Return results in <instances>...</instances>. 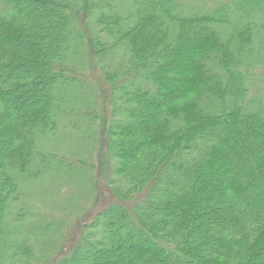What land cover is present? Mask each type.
I'll return each mask as SVG.
<instances>
[{
    "label": "trees",
    "instance_id": "16d2710c",
    "mask_svg": "<svg viewBox=\"0 0 264 264\" xmlns=\"http://www.w3.org/2000/svg\"><path fill=\"white\" fill-rule=\"evenodd\" d=\"M263 82L264 0H0V264H264Z\"/></svg>",
    "mask_w": 264,
    "mask_h": 264
},
{
    "label": "rangeland",
    "instance_id": "374dc122",
    "mask_svg": "<svg viewBox=\"0 0 264 264\" xmlns=\"http://www.w3.org/2000/svg\"><path fill=\"white\" fill-rule=\"evenodd\" d=\"M92 28L93 27H91L90 29ZM96 65L99 68L102 67L101 66L102 64H100L97 60H96ZM93 68L94 67H92V69L79 70V77L83 78L82 80H84L89 85L97 84L96 80H97L99 70L95 68L93 69ZM263 88H264V82H263ZM98 112L100 116L104 115L103 108H99ZM66 126H67V123L63 121V126L61 127L60 130L62 131V129H65L64 127ZM67 129L69 130L68 127ZM67 131H64V132H67ZM58 154L59 156H62L65 158H70V159L72 158V155L69 153V151L68 152H58ZM67 180H70V179H67ZM75 181L79 183V180L77 178L75 179ZM81 183L83 187L85 188L86 186L83 183V181ZM82 185L80 186V184L78 185L76 183L74 185V183L72 182L66 185L65 184L64 185L62 184L53 185L49 191L45 190L43 192L42 199H44L46 206L43 205L44 203L43 204L41 203L42 201L37 200L34 202L36 210L39 211L40 214H43L48 219L49 224L51 222H54L56 219L63 220L64 222H69L71 220H74V221L78 220L82 213L80 212L78 213L76 211L72 213L73 209L81 207V209H84L85 212H88L94 207L92 201H89V202L83 201L81 197L82 190H83ZM101 187H102V192H103V198L110 197V192L107 191L102 184H101ZM78 202H80V204H78ZM75 205H78V206L75 207Z\"/></svg>",
    "mask_w": 264,
    "mask_h": 264
}]
</instances>
